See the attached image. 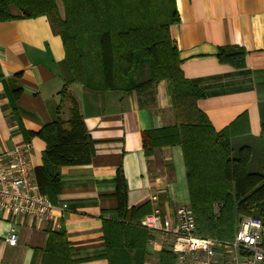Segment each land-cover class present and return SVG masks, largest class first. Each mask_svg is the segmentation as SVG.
<instances>
[{"label":"crops","instance_id":"obj_1","mask_svg":"<svg viewBox=\"0 0 264 264\" xmlns=\"http://www.w3.org/2000/svg\"><path fill=\"white\" fill-rule=\"evenodd\" d=\"M65 18L62 0H56ZM179 23L170 27L184 77L204 92L198 108L214 129L231 125L256 139L264 156V0H175ZM12 20L0 22V155L29 143L34 170L43 165L46 143L26 142L13 118L18 111L29 132H39L59 117L68 121L70 103L61 105L65 84L79 108L95 145L89 165L60 168L62 191L49 222L0 214V264H42L50 232L64 228L75 264H109L103 226L119 220L116 178L121 169L128 208L147 206L149 214L174 219L180 206H190L187 170L178 145L145 143V133L176 125L170 82L161 81L154 97L119 91H96L72 82L59 25L47 16L26 19L15 6ZM246 51V67L235 69L217 59L221 47ZM21 90L18 100L14 91ZM242 116L246 122L235 125ZM158 140L159 134H153ZM153 138V139H154ZM145 215V216H147ZM144 216V217H145ZM141 219V221L144 219ZM140 221V223H141ZM15 233L17 243L7 237ZM145 264H160L171 252L159 235L149 232ZM156 239L157 245L151 240Z\"/></svg>","mask_w":264,"mask_h":264},{"label":"trees","instance_id":"obj_2","mask_svg":"<svg viewBox=\"0 0 264 264\" xmlns=\"http://www.w3.org/2000/svg\"><path fill=\"white\" fill-rule=\"evenodd\" d=\"M62 1L64 19L56 0H0V22L13 19L11 6L23 18L47 16L56 21L72 82L87 88L154 97L158 84L169 81L176 125L145 133V143L151 139L155 145L182 148L197 234L232 241L242 218H258L264 223V156L252 145L256 139L239 133L234 125L217 132L198 108V101L206 95L184 77L170 33V27L179 23L175 0ZM217 59L235 69L246 67V51L241 47H221ZM3 78L0 67V80ZM70 84L60 94L61 105L70 103L66 122L59 117L41 131L29 132L18 111L13 112L26 142L38 137L46 143L43 165L35 170V178L40 192L54 205L62 191L60 168L89 165L95 156L93 139ZM20 95L21 90L14 91L13 100ZM243 120L246 122V116L235 125ZM153 134H159L158 140ZM115 183L119 220L104 222L106 258L109 264H145L150 236L140 221L149 210L146 205L128 208L121 169ZM42 264H75L64 228L50 232ZM160 264H176L174 254L162 251Z\"/></svg>","mask_w":264,"mask_h":264},{"label":"built area","instance_id":"obj_3","mask_svg":"<svg viewBox=\"0 0 264 264\" xmlns=\"http://www.w3.org/2000/svg\"><path fill=\"white\" fill-rule=\"evenodd\" d=\"M30 153L27 143L0 155V214L46 223L56 209L67 210L68 206L54 205L40 192ZM140 225L160 236L161 243L174 254L176 264H264V223L258 218H242L232 241L198 235L193 210L187 205L177 209L174 219L154 212ZM7 242L15 245L17 235L11 233ZM151 244L158 242L153 239Z\"/></svg>","mask_w":264,"mask_h":264}]
</instances>
